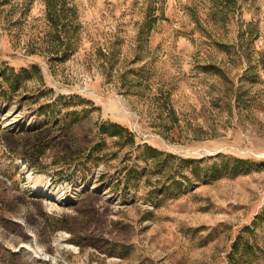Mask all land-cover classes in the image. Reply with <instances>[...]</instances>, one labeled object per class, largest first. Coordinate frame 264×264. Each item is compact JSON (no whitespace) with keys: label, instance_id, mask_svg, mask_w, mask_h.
I'll use <instances>...</instances> for the list:
<instances>
[{"label":"rangeland","instance_id":"rangeland-1","mask_svg":"<svg viewBox=\"0 0 264 264\" xmlns=\"http://www.w3.org/2000/svg\"><path fill=\"white\" fill-rule=\"evenodd\" d=\"M56 6L0 0V264H264V0Z\"/></svg>","mask_w":264,"mask_h":264},{"label":"trees","instance_id":"trees-1","mask_svg":"<svg viewBox=\"0 0 264 264\" xmlns=\"http://www.w3.org/2000/svg\"><path fill=\"white\" fill-rule=\"evenodd\" d=\"M47 2V13L49 19L56 24V26L59 24L60 21L63 20V18H67L66 22L62 24V26L67 30V27L69 24H72V21L68 19V14H63L62 12V18L60 17V13L58 12L57 6H56V0H46ZM158 19V14H156L153 10L147 11L145 15V19L141 23V31H149L153 28L155 22ZM100 132L105 135L110 136H118L119 138H127L132 143L134 142V137L132 133L128 130L127 127L121 125L118 122L114 121H104L100 124ZM147 146V145H146ZM150 152L157 155L160 151L157 150L154 147H149ZM237 165H234L231 170H236Z\"/></svg>","mask_w":264,"mask_h":264}]
</instances>
